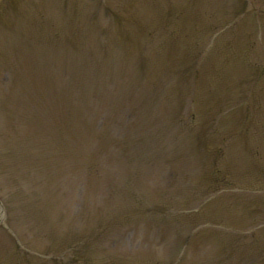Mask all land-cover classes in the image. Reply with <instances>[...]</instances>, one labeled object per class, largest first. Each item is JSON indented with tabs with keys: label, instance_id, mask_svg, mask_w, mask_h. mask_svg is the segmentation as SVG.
<instances>
[{
	"label": "rangeland",
	"instance_id": "rangeland-1",
	"mask_svg": "<svg viewBox=\"0 0 264 264\" xmlns=\"http://www.w3.org/2000/svg\"><path fill=\"white\" fill-rule=\"evenodd\" d=\"M0 202V264H264V0H0Z\"/></svg>",
	"mask_w": 264,
	"mask_h": 264
},
{
	"label": "trees",
	"instance_id": "trees-1",
	"mask_svg": "<svg viewBox=\"0 0 264 264\" xmlns=\"http://www.w3.org/2000/svg\"><path fill=\"white\" fill-rule=\"evenodd\" d=\"M188 72L191 74V77L188 80V82H190L192 79H196L197 73H198L197 69H193V70L188 71ZM171 74L174 77H177L178 80H179V78H182V80H183V73H182V71H174ZM178 80L175 81V83H177ZM186 90L187 89H182L181 90V92L179 93V98H181V99L184 98L185 100L187 98L194 99L195 100V98L192 97V94H193L192 92L193 91L191 92V91H186ZM194 104H195V102L193 101V103H191V106L194 107ZM188 109H189V113H190L191 108H190V105L189 104H184V103L181 104V107H180V110H179V115H181V116L177 118V120L182 123L181 126L184 124L183 122H184L185 118L187 117V116L185 117V115H186ZM196 112L197 111H194V114L190 117V119H189L190 121H189L188 127H192L195 123H197V113ZM202 147L205 150V152H209V151H211L213 149V146H211V144H209L207 141L203 143ZM253 235L255 236L256 234H253Z\"/></svg>",
	"mask_w": 264,
	"mask_h": 264
},
{
	"label": "water",
	"instance_id": "water-1",
	"mask_svg": "<svg viewBox=\"0 0 264 264\" xmlns=\"http://www.w3.org/2000/svg\"><path fill=\"white\" fill-rule=\"evenodd\" d=\"M0 205H1V203H0Z\"/></svg>",
	"mask_w": 264,
	"mask_h": 264
}]
</instances>
